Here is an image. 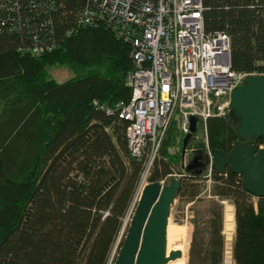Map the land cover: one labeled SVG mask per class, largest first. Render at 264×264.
Wrapping results in <instances>:
<instances>
[{
    "label": "trees",
    "instance_id": "obj_1",
    "mask_svg": "<svg viewBox=\"0 0 264 264\" xmlns=\"http://www.w3.org/2000/svg\"><path fill=\"white\" fill-rule=\"evenodd\" d=\"M83 2L63 0L65 11L54 15L58 36ZM202 5L205 31L230 39L232 70L264 74V0ZM20 46L18 35L0 34V264H113L142 162L129 157L124 123L92 101L112 106L129 99V48L103 28L79 29L46 55L19 52ZM55 65L71 68L74 77L49 78L47 69ZM235 126L228 113L208 118V147L228 153L237 141ZM176 130L172 121L149 182L175 172L168 149L181 148ZM190 146L188 164L197 158L198 166L181 172L176 199L207 205L192 221L188 264H221L223 201L234 208V264H264V198L253 202L240 177L226 170L211 172L207 199L204 144L192 136Z\"/></svg>",
    "mask_w": 264,
    "mask_h": 264
},
{
    "label": "built area",
    "instance_id": "obj_2",
    "mask_svg": "<svg viewBox=\"0 0 264 264\" xmlns=\"http://www.w3.org/2000/svg\"><path fill=\"white\" fill-rule=\"evenodd\" d=\"M62 2L0 0V34L18 35V51L34 56L52 53L60 41L85 28L108 30L129 48L132 67L125 77L129 99L112 106L92 101L96 110L124 123L128 153L142 162L124 222L134 213L172 121L181 139L189 132V118L195 117L193 136H200L204 144L210 179L212 156L206 121L225 116L230 92L245 77L257 73L239 74L232 70L230 39L223 32L205 31L202 0H84L73 14L72 24L58 36L54 15L65 11ZM255 147L264 149V144ZM194 151L186 148L182 166H186V157ZM164 180L160 182L163 184ZM224 264H234L232 257Z\"/></svg>",
    "mask_w": 264,
    "mask_h": 264
},
{
    "label": "water",
    "instance_id": "obj_3",
    "mask_svg": "<svg viewBox=\"0 0 264 264\" xmlns=\"http://www.w3.org/2000/svg\"><path fill=\"white\" fill-rule=\"evenodd\" d=\"M228 114L235 126L237 141L228 153L211 150V169L221 175L226 170L240 177L242 189L264 198V149L247 141L264 140V74L249 75L229 95ZM196 133V119L189 118V132L181 139V164L185 150ZM198 166L197 158L182 166ZM179 179L168 185L150 182L140 195L121 247L113 264H167L181 257L179 251L167 254L166 228L170 209L179 191ZM223 201L221 204H224Z\"/></svg>",
    "mask_w": 264,
    "mask_h": 264
},
{
    "label": "rangeland",
    "instance_id": "obj_4",
    "mask_svg": "<svg viewBox=\"0 0 264 264\" xmlns=\"http://www.w3.org/2000/svg\"><path fill=\"white\" fill-rule=\"evenodd\" d=\"M47 73H48L49 78L55 80L58 83L64 82V81L74 77V73H73L72 69L67 67V66H65V65H63V66H60V65L50 66L47 69ZM175 139H176V143H177V140H179V134H178L177 130H176ZM199 142H201L200 136H197V139L195 137L194 138V143H199ZM191 147L192 146H190V148ZM192 148L194 149V147H192ZM179 149H180L179 146L172 147V148L168 149V152L170 153V156H171L170 158L174 159L178 163L177 165L173 166V171H175L173 174H176V176H178L182 172L181 160L179 162L178 157H177L179 155ZM158 155L160 157V153ZM129 157H130V155H129ZM190 158H191V155H188L186 157V165L188 164ZM206 160H207V158H206ZM205 167H207V162H206V166ZM140 174H141V172H140ZM173 174H172V176L167 177V179H168L167 181L164 180V182H163L164 185H168L173 179H180L178 177H173ZM203 175H204V177L202 179H203V183L204 184L201 187L202 190H203L202 194L205 193L206 194V198L209 199L210 196H208V195H209L210 186L212 185V181L210 179H207L208 178L207 177V175H208V170L207 169H206V172L203 173ZM139 178H140V176H139ZM161 181H163V180H161ZM146 183H149V181L147 180ZM136 188H137V186H136ZM135 192H136V190H135ZM251 200L253 202L255 201L254 198H251ZM206 205H207L206 202L205 203H200V204H197V205H193L192 203H185L183 201H180V199H175L174 203L171 206L170 215H169L168 221L170 223H172V224H176V225H179V226H184L187 229V231H188L187 240H188V244L189 245H188V248H187V251H186L185 264H188V262H189L188 261L189 260V250H190L191 236H192V231H193L192 221L195 219V217L197 216L198 212L199 213L204 212V210L206 208ZM131 217L132 216L130 215V217L126 220V222H124V229H123L122 233L120 234V236L118 238V242L121 239L124 231L128 227L129 222L131 220ZM233 237H234V234H233ZM118 242L116 243V245L118 244ZM232 243H233V239H232V241H227L225 239V236H224V253H223V259H222L221 264H224L225 260H228L229 257H232V251H231L232 250ZM116 245L114 247L113 254L116 252ZM113 254H112V256H113Z\"/></svg>",
    "mask_w": 264,
    "mask_h": 264
},
{
    "label": "bare ground",
    "instance_id": "obj_5",
    "mask_svg": "<svg viewBox=\"0 0 264 264\" xmlns=\"http://www.w3.org/2000/svg\"><path fill=\"white\" fill-rule=\"evenodd\" d=\"M149 183H147V185ZM252 198H254L255 201L258 199L255 196H252ZM234 230H235L234 208L230 203L224 202L222 234L225 236V239L227 241H232ZM187 236H188V231L184 226L172 224L168 221L167 228H166L167 254H169L171 251H179L181 254V257L174 261H170L167 264H185L186 251L189 245Z\"/></svg>",
    "mask_w": 264,
    "mask_h": 264
},
{
    "label": "flooded vegetation",
    "instance_id": "obj_6",
    "mask_svg": "<svg viewBox=\"0 0 264 264\" xmlns=\"http://www.w3.org/2000/svg\"><path fill=\"white\" fill-rule=\"evenodd\" d=\"M252 144V143H251ZM253 145V144H252Z\"/></svg>",
    "mask_w": 264,
    "mask_h": 264
}]
</instances>
